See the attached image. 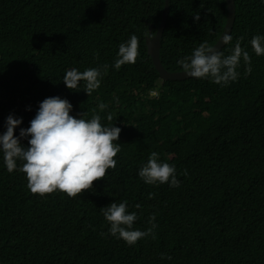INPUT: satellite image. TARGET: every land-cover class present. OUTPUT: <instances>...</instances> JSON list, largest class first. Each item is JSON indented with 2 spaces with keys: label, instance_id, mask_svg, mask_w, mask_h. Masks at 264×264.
Returning a JSON list of instances; mask_svg holds the SVG:
<instances>
[{
  "label": "trees",
  "instance_id": "1",
  "mask_svg": "<svg viewBox=\"0 0 264 264\" xmlns=\"http://www.w3.org/2000/svg\"><path fill=\"white\" fill-rule=\"evenodd\" d=\"M235 2L232 41L221 51L231 54L243 37L251 74L241 58L238 79L222 86L198 78L158 84L146 40L166 0H0V134L14 114L23 119L19 137L54 96L73 105L71 115L99 114L102 125L122 130L116 168L75 198L33 194L23 161L9 172L0 152V264H264V55L250 44L264 35V0ZM228 15L226 0H170L165 68L181 72L178 61L200 44L214 47ZM133 34L137 61L116 70L119 45ZM105 64L90 96L83 81L78 92L63 82L67 70ZM152 152L175 166L179 187L139 177ZM124 201L137 214L135 230L147 231L155 215V239L129 246L109 233L101 208Z\"/></svg>",
  "mask_w": 264,
  "mask_h": 264
},
{
  "label": "clouds",
  "instance_id": "2",
  "mask_svg": "<svg viewBox=\"0 0 264 264\" xmlns=\"http://www.w3.org/2000/svg\"><path fill=\"white\" fill-rule=\"evenodd\" d=\"M195 20L199 22V13L195 14ZM242 40L243 37L237 40L229 55L217 50V46L202 43L191 56L179 60L178 64L187 77L210 79L215 84L227 85L240 76L237 69L241 58L247 65L245 75L251 74L250 55L241 47ZM231 41L232 36L225 34L223 44ZM250 44L257 56L264 55V35L254 36ZM138 46L135 34L119 45L114 62L116 70L125 64L136 63ZM108 68L107 64L83 72L73 68L66 71L63 82L69 89L78 92L83 81V91L90 96L99 89L102 75L107 74ZM105 108V104L99 105L101 111ZM72 110L73 105L67 99L59 96L44 99L39 103L30 127L20 128L19 137L15 130L23 123V119L16 118L14 114L6 119V132L0 134V152L3 153L9 172L17 168V160L23 161L19 171L26 174L27 187L33 194L43 197L60 191L75 198L91 190L95 181L104 179L108 169L116 168L114 158L120 151V145L114 144V141H119L121 128L102 125L99 114L85 119L84 113L81 118H77L70 114ZM112 119L109 114L107 120L111 122ZM22 138L27 140L28 146L21 143ZM159 159V154L152 152L147 163L140 169L139 177L149 185L169 183L171 187H179L180 180L175 166L159 162ZM183 175H187V170ZM153 197L154 194L150 193L149 198ZM101 211L110 224L109 233L123 239L129 246L150 235L155 239L154 229L157 225L152 223L156 219L155 215L149 221L152 226L147 231H141L133 229L138 217L135 212H127V201L111 203L101 208Z\"/></svg>",
  "mask_w": 264,
  "mask_h": 264
},
{
  "label": "water",
  "instance_id": "3",
  "mask_svg": "<svg viewBox=\"0 0 264 264\" xmlns=\"http://www.w3.org/2000/svg\"><path fill=\"white\" fill-rule=\"evenodd\" d=\"M228 4V20L227 24L224 30V33L222 34L220 40L218 43L214 46H217V50H222L226 44H223L222 39L224 35H232L235 22H236V2L235 0H226ZM170 14V0H166V6L163 12L162 21L160 24L159 29L154 34L153 26L150 28V36L147 37L146 43L148 48V54L152 58L153 63L159 72L160 80L158 81V84L163 85L165 81H184L187 79H191V77H187L183 71L181 72H171L167 70L162 62L161 58V50H162V40L164 37V33L168 24Z\"/></svg>",
  "mask_w": 264,
  "mask_h": 264
},
{
  "label": "rangeland",
  "instance_id": "4",
  "mask_svg": "<svg viewBox=\"0 0 264 264\" xmlns=\"http://www.w3.org/2000/svg\"><path fill=\"white\" fill-rule=\"evenodd\" d=\"M158 94H156V92H154L153 94H151L152 97H156Z\"/></svg>",
  "mask_w": 264,
  "mask_h": 264
}]
</instances>
